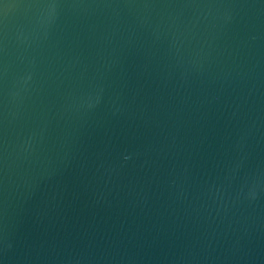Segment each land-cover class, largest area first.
Listing matches in <instances>:
<instances>
[{"label":"water","instance_id":"obj_1","mask_svg":"<svg viewBox=\"0 0 264 264\" xmlns=\"http://www.w3.org/2000/svg\"><path fill=\"white\" fill-rule=\"evenodd\" d=\"M0 264H264V0H0Z\"/></svg>","mask_w":264,"mask_h":264}]
</instances>
